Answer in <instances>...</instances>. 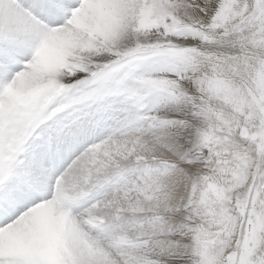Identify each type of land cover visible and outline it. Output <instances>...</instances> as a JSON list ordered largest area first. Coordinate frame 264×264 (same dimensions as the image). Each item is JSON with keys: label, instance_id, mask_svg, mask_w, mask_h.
Returning a JSON list of instances; mask_svg holds the SVG:
<instances>
[{"label": "snow or ice", "instance_id": "1", "mask_svg": "<svg viewBox=\"0 0 264 264\" xmlns=\"http://www.w3.org/2000/svg\"><path fill=\"white\" fill-rule=\"evenodd\" d=\"M0 264H264V0H0Z\"/></svg>", "mask_w": 264, "mask_h": 264}]
</instances>
